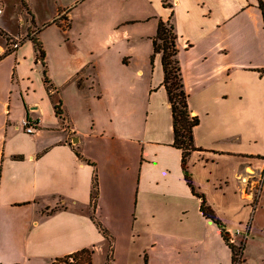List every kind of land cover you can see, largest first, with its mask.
<instances>
[{
    "label": "crops",
    "instance_id": "0c3cea01",
    "mask_svg": "<svg viewBox=\"0 0 264 264\" xmlns=\"http://www.w3.org/2000/svg\"><path fill=\"white\" fill-rule=\"evenodd\" d=\"M0 2V264H81L84 251L90 264H234L198 195L235 245L247 234V264L264 231L259 0ZM168 20L200 119L188 161L197 195L174 147L161 56L152 62Z\"/></svg>",
    "mask_w": 264,
    "mask_h": 264
},
{
    "label": "trees",
    "instance_id": "16d2710c",
    "mask_svg": "<svg viewBox=\"0 0 264 264\" xmlns=\"http://www.w3.org/2000/svg\"><path fill=\"white\" fill-rule=\"evenodd\" d=\"M260 7L264 14V7L262 1L259 0ZM33 44L37 53L38 60L44 66V77L45 83L49 87V80L47 78V68L44 63L45 60V51L43 44L38 39H33ZM153 55L152 62H154L157 55L161 56L162 66L164 70V80L162 86L167 92L168 102L171 107L172 118H173V133H174V147L182 151V168L184 171L185 179L190 186L192 192L197 195L195 187L192 183V177L189 172L188 161L192 153L199 151L194 142V130L200 125V119L197 116H193L188 103V95L185 92L184 82L182 77V71L180 62L178 59L179 50L177 48V35L175 32L174 24L171 20L167 22L160 21L157 29L156 36L153 38ZM56 113L60 114L59 106L56 107ZM97 176H94L93 181V196L97 195ZM202 199L201 203V212L203 215L218 224L222 228V234L225 241L230 246L233 252L234 264L241 263L243 257V251L245 243L241 240L239 246L230 244L229 233L222 227V224L216 217L214 211L207 205L206 199L203 196L198 195ZM105 234L106 232L103 231ZM88 253L84 251L82 253ZM81 253V254H82ZM79 255H75V258L78 259ZM70 258H65L63 260L57 261L54 264H79L70 263ZM90 264V258L88 263Z\"/></svg>",
    "mask_w": 264,
    "mask_h": 264
},
{
    "label": "rangeland",
    "instance_id": "374dc122",
    "mask_svg": "<svg viewBox=\"0 0 264 264\" xmlns=\"http://www.w3.org/2000/svg\"><path fill=\"white\" fill-rule=\"evenodd\" d=\"M48 30L50 32L52 29L49 28ZM258 237L259 236H256V235L252 236V234L250 236V239L247 245V252H246L247 264H264V231H261L260 233V237H262L261 243L259 242ZM241 240H243L242 237L239 238L238 244ZM89 256H90V252L88 253L85 252V253L80 254L79 258H80L81 264H87L89 260ZM236 264H239V263H236ZM240 264H242V262Z\"/></svg>",
    "mask_w": 264,
    "mask_h": 264
},
{
    "label": "built area",
    "instance_id": "2783aa9c",
    "mask_svg": "<svg viewBox=\"0 0 264 264\" xmlns=\"http://www.w3.org/2000/svg\"><path fill=\"white\" fill-rule=\"evenodd\" d=\"M3 13V6H2V3L0 2V15ZM18 42H19V40H16V41H11L10 42V47L12 48V49H16V48H18L19 47V44H18ZM24 130H25V132L28 134V135H34L36 132H37V130H38V124H36V123H34V122H32V121H30L29 119H26L25 121H24ZM238 233H240V232H238ZM242 238H243V241L247 238V234L245 233V234H243L242 235ZM229 242H230V244H232V245H235V242H234V240L232 239V237H230L229 238ZM235 246H238V245H235Z\"/></svg>",
    "mask_w": 264,
    "mask_h": 264
}]
</instances>
